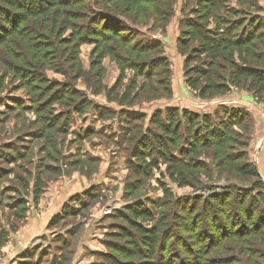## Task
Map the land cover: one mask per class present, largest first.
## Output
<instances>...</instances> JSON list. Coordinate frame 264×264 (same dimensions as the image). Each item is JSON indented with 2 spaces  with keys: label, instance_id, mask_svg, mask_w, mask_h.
Returning a JSON list of instances; mask_svg holds the SVG:
<instances>
[{
  "label": "trees",
  "instance_id": "1",
  "mask_svg": "<svg viewBox=\"0 0 264 264\" xmlns=\"http://www.w3.org/2000/svg\"><path fill=\"white\" fill-rule=\"evenodd\" d=\"M182 1L183 19L177 48L185 57L187 86L202 100L226 96L240 89L264 104V9L258 0H238L237 7H232L230 0ZM178 2L0 0V66L6 76L12 75L27 89L32 104L30 110L37 116L35 125H41L38 134L47 141V149L55 139L53 133H60L72 121V116L81 117L96 110L102 120H117L123 133L132 137L136 131L128 141L133 144L131 158L135 161L129 167L137 179L153 177L154 169L165 166L162 179L168 176L180 188H198L195 186H200L198 180L202 174L211 181L212 169L198 157L205 155L223 161L228 150L238 145L234 140L242 136L235 128L244 127L251 119L248 111L222 107L211 115L167 108L157 110L145 128L143 122L147 115L133 110L144 100L173 96L171 62L165 55L163 42L149 35L159 30L163 34L167 32ZM67 33L71 34L69 38H66ZM87 44L96 47L89 72L84 70L80 59V49ZM107 56H111L121 70L111 89L103 82L106 73L102 63ZM49 71L62 75L64 81L50 79ZM128 71L133 73L131 79L127 78ZM80 82L92 89L94 95L106 93L108 101L119 109L95 105L87 93L79 89ZM55 104L65 110L56 113ZM16 105L27 111L22 103L16 102ZM20 153L13 155L14 161L27 158ZM232 157L228 155L226 162ZM241 159L244 163L238 166V173L254 179V188L248 194L237 193L239 186H230V190L222 194L178 199L160 180L165 195L160 214L137 203L117 210L113 217L122 223L115 226L116 230L106 240L110 238L114 244L106 243L108 252L98 254L95 264H233L229 257H214L223 253L219 250L224 249L225 241L239 242L238 237L233 236L231 225L234 222L231 223L232 215L227 211L231 198L235 197L238 202L243 199L239 211L250 225L256 214L247 212V200L255 198L251 207L257 206V210L264 207V183L259 171L248 161L246 153H241ZM42 169L48 172L46 166ZM139 181L133 188H126V194L134 195L133 191L140 187ZM19 182L22 194L9 206L17 224L0 228V249L23 227L31 210L29 199L37 209L45 193V180L39 175L32 188L23 179ZM200 187L214 190L215 186ZM169 199L176 202H167ZM201 211L206 215V224L201 222L200 225L197 213ZM218 213L219 219L215 218ZM71 214L66 210L54 216L48 228L57 227ZM217 224L227 228L218 229ZM257 232L264 233V220L254 230H243L237 235L244 243ZM61 239L67 246L66 239ZM33 251L23 254V263H34L29 260L36 253ZM250 253L255 255L256 252Z\"/></svg>",
  "mask_w": 264,
  "mask_h": 264
},
{
  "label": "rangeland",
  "instance_id": "2",
  "mask_svg": "<svg viewBox=\"0 0 264 264\" xmlns=\"http://www.w3.org/2000/svg\"><path fill=\"white\" fill-rule=\"evenodd\" d=\"M258 2L264 9V0ZM237 3L238 0H230L232 7H237ZM182 9L183 1L179 0L175 15L167 25V32L163 34L159 30L149 35V38L163 42L165 55L171 62L173 96L169 99L144 100L142 103H137L133 110L147 115V120L143 122L145 128L149 126V119L157 110L165 111L167 108L187 109L211 115L222 107L248 111L251 119L244 127L235 128V132L242 137L234 140V144L238 145L235 147L233 145V149L228 150L223 156V161L205 155L198 157L200 162L210 167L214 174L211 181L202 174L198 180L200 186L209 184L215 186L214 190L200 186L180 188L168 176L162 179L161 173L165 172V166H161L160 170L154 169L153 177L137 179L134 171L129 167L131 163L135 164V161L131 158L133 144L128 141L130 138L133 139L136 131L132 137L126 132L123 133L117 120L109 118L102 120L96 110L81 117L72 116V121L60 133H53L55 139L51 140L52 144L47 149V141L41 133L38 134L41 125H35L37 116L30 110L32 104L27 89L22 88L21 81L16 80L12 75L6 76L0 66V228L17 224L13 217L14 211L9 206L22 194L19 179L25 180L32 188L33 182L39 175L44 178L46 186L37 209L29 199L31 208L29 213L33 217L29 214L28 217L36 226L37 237L30 239L31 242L24 248H21L19 241L18 244L13 241L11 247L6 245L1 248L0 264H29L22 262L24 258L22 256L27 250L36 252L34 257L29 259L34 262L30 264H53L54 261L57 264H95L98 254L108 252L106 243L109 241L114 244L112 239L106 240L111 232L116 230L115 226L122 223L113 217L117 210L125 208L128 204L137 203L151 208L156 215L160 214L163 210L162 200L165 197L162 185L159 184L160 180L178 199L222 194L227 189L230 190V186H239L237 193L248 194L249 190L254 188V179L238 173V166L244 163L241 153H246L248 161L256 165L264 183V104L258 103L252 94L240 89H234L226 96L202 100L187 86L185 57L177 48L183 19ZM262 16L264 17V12ZM70 35L67 33L66 38ZM95 50V45L90 44L80 49V59L86 72L91 69V56ZM102 67L106 73L104 85L111 89L119 79L121 70L111 56L103 60ZM127 75L128 79L133 77L130 71ZM47 76L57 81L65 79L53 71L47 72ZM78 87L87 93L89 99L98 107L119 109L116 104L108 101L106 93L94 95L93 90L83 82H80ZM16 102L25 105L27 111L20 109V106L16 107ZM53 109L56 113L65 110L64 107L56 104ZM34 132L38 135L33 134ZM18 152L27 158L14 161L13 155ZM203 154L207 153L203 151ZM228 155H233L229 163L226 162ZM43 166H46L48 172L42 169ZM138 180L140 187L133 191L134 195L126 194L125 189L133 188ZM253 194L256 195L254 190ZM231 199V206L227 211L232 215L231 223L234 222L231 225L235 234L233 236L238 237L239 242L230 241L231 239L225 241L224 249L219 250L221 252L223 250V253L215 254L214 257L223 256L222 259L229 257L233 264H264V233L257 232L251 240H246L244 243H241L237 235L243 230L247 232L261 225L264 220V207L257 210V206L251 207L255 198L247 200L245 205L247 212L251 214L253 211L256 214L255 221L250 225L239 211V204L243 199L239 202L235 197ZM167 202H176V200L169 199ZM66 210L72 214L57 227L48 228L51 219ZM199 213L197 216L200 217L201 225V222L205 223L206 215L204 211ZM219 217L218 213L215 218L219 219ZM216 227L224 230L227 228L226 225L221 226V224H217ZM23 233L24 231L21 230L17 236L19 240ZM61 238L66 239L67 246L63 245ZM183 238L184 236L181 237ZM187 245L190 244L187 242ZM15 250H21V255L17 257L13 255ZM252 250L256 252L255 255L250 253Z\"/></svg>",
  "mask_w": 264,
  "mask_h": 264
},
{
  "label": "crops",
  "instance_id": "3",
  "mask_svg": "<svg viewBox=\"0 0 264 264\" xmlns=\"http://www.w3.org/2000/svg\"><path fill=\"white\" fill-rule=\"evenodd\" d=\"M29 215H30V213H29ZM30 216L33 217V215H30ZM27 218H28V220L26 219L27 223H24L23 228L20 229V231L21 230L24 231V233L20 237V240L18 239L19 237H17V236H19V233H20V231H19V233L12 235V237L10 238V241L7 244L9 247H11L10 245H12L13 241L16 242V244H18L17 241H19L21 243L20 244L21 248H24L31 242V240H33L35 237H37L36 226H34L32 222H30V217H27ZM21 253H22L21 250H17V251L15 250L13 255H15L17 257V256L21 255ZM2 254H3V252H2Z\"/></svg>",
  "mask_w": 264,
  "mask_h": 264
}]
</instances>
